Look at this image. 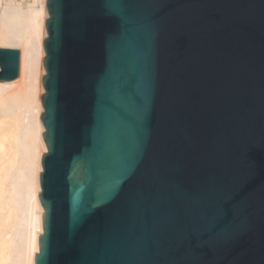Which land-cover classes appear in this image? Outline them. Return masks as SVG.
<instances>
[{"label":"water","instance_id":"water-1","mask_svg":"<svg viewBox=\"0 0 264 264\" xmlns=\"http://www.w3.org/2000/svg\"><path fill=\"white\" fill-rule=\"evenodd\" d=\"M45 5L33 264H264V0Z\"/></svg>","mask_w":264,"mask_h":264},{"label":"bare ground","instance_id":"bare-ground-1","mask_svg":"<svg viewBox=\"0 0 264 264\" xmlns=\"http://www.w3.org/2000/svg\"><path fill=\"white\" fill-rule=\"evenodd\" d=\"M45 3L0 0V47L20 50L19 76L0 81V264H33L41 233Z\"/></svg>","mask_w":264,"mask_h":264},{"label":"built area","instance_id":"built-area-1","mask_svg":"<svg viewBox=\"0 0 264 264\" xmlns=\"http://www.w3.org/2000/svg\"><path fill=\"white\" fill-rule=\"evenodd\" d=\"M15 1L20 2V3H26V2H28L30 0H15Z\"/></svg>","mask_w":264,"mask_h":264}]
</instances>
